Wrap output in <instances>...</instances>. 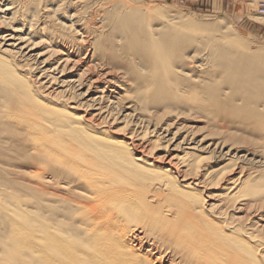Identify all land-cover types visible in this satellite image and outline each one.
Masks as SVG:
<instances>
[{
  "label": "bare ground",
  "instance_id": "6f19581e",
  "mask_svg": "<svg viewBox=\"0 0 264 264\" xmlns=\"http://www.w3.org/2000/svg\"><path fill=\"white\" fill-rule=\"evenodd\" d=\"M248 39L161 5L0 0V264H264Z\"/></svg>",
  "mask_w": 264,
  "mask_h": 264
},
{
  "label": "rangeland",
  "instance_id": "374dc122",
  "mask_svg": "<svg viewBox=\"0 0 264 264\" xmlns=\"http://www.w3.org/2000/svg\"><path fill=\"white\" fill-rule=\"evenodd\" d=\"M26 2L27 0H20ZM105 1V0H104ZM109 1V0H107ZM125 2L130 6H138L147 8L149 6L161 5L165 10L172 13L174 11H181L188 17L195 21L220 23L235 30L242 37L248 39L250 42L264 41V0H115ZM94 8H91L93 10ZM90 10V8H89ZM263 18V20H260ZM252 39V40H251ZM249 41V39H248ZM42 47V46H41ZM108 74H115L114 70L106 69ZM178 117V118H177ZM167 119V118H166ZM168 119L175 120V123H182L192 126H203L202 119L189 118L183 115L169 116ZM198 121V122H197ZM122 124H118V127ZM138 128L140 132H146L147 137L150 138V147L146 151V160L155 168H167V160L165 159V150L168 145H165L163 138H156V134L162 132L159 130L156 134L150 133L147 126L141 124ZM140 129V130H139ZM145 129V130H144ZM149 132V133H148ZM201 131L199 134H203ZM154 134V135H153ZM156 136V137H155ZM158 139V140H157ZM214 160V159H211ZM165 162V163H164ZM32 170H40L39 168L32 167ZM35 184V183H34ZM37 186L46 191L56 192L58 188L50 185L45 186L42 183H36ZM44 186V187H43ZM53 190H52V189ZM66 194L65 192H61ZM138 224L137 226H141ZM151 239L148 237V240ZM146 242V241H145ZM149 255V254H148ZM152 256V253L150 254Z\"/></svg>",
  "mask_w": 264,
  "mask_h": 264
}]
</instances>
